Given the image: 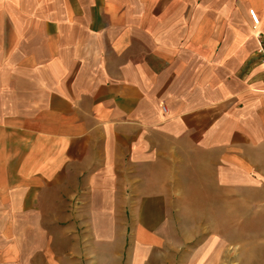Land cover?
Instances as JSON below:
<instances>
[{
	"label": "crops",
	"instance_id": "0c3cea01",
	"mask_svg": "<svg viewBox=\"0 0 264 264\" xmlns=\"http://www.w3.org/2000/svg\"><path fill=\"white\" fill-rule=\"evenodd\" d=\"M200 194L264 211V0H0V264H203Z\"/></svg>",
	"mask_w": 264,
	"mask_h": 264
},
{
	"label": "rangeland",
	"instance_id": "374dc122",
	"mask_svg": "<svg viewBox=\"0 0 264 264\" xmlns=\"http://www.w3.org/2000/svg\"><path fill=\"white\" fill-rule=\"evenodd\" d=\"M244 198L234 194L190 196V209L176 212V219L180 232L190 236L185 245L192 257L200 253L203 264H264V211L243 209Z\"/></svg>",
	"mask_w": 264,
	"mask_h": 264
},
{
	"label": "built area",
	"instance_id": "2783aa9c",
	"mask_svg": "<svg viewBox=\"0 0 264 264\" xmlns=\"http://www.w3.org/2000/svg\"><path fill=\"white\" fill-rule=\"evenodd\" d=\"M249 16H250V19H251V22H252L253 26L256 27L258 25V18H257V16L251 10L249 11ZM162 110H163V112H165V108H162Z\"/></svg>",
	"mask_w": 264,
	"mask_h": 264
}]
</instances>
